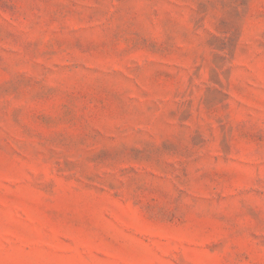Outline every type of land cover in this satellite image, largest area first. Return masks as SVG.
<instances>
[{"label":"rangeland","instance_id":"374dc122","mask_svg":"<svg viewBox=\"0 0 264 264\" xmlns=\"http://www.w3.org/2000/svg\"><path fill=\"white\" fill-rule=\"evenodd\" d=\"M0 264H264V0H0Z\"/></svg>","mask_w":264,"mask_h":264}]
</instances>
